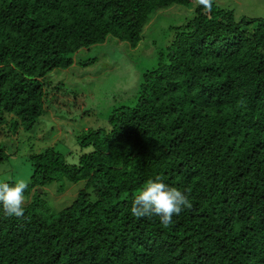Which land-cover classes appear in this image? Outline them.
<instances>
[{"label": "trees", "instance_id": "16d2710c", "mask_svg": "<svg viewBox=\"0 0 264 264\" xmlns=\"http://www.w3.org/2000/svg\"><path fill=\"white\" fill-rule=\"evenodd\" d=\"M178 6L191 14L169 28L135 103L79 136L92 150L76 163L53 148L30 156L24 214L0 211V264H264V17L214 0H0V127L32 130L44 77L110 36L136 48ZM155 178L191 203L167 227L131 215ZM63 180L85 185L60 208L45 187Z\"/></svg>", "mask_w": 264, "mask_h": 264}, {"label": "rangeland", "instance_id": "374dc122", "mask_svg": "<svg viewBox=\"0 0 264 264\" xmlns=\"http://www.w3.org/2000/svg\"><path fill=\"white\" fill-rule=\"evenodd\" d=\"M214 1L232 9L237 19L264 17V0ZM177 8L157 14L136 48L110 36L104 43L80 49L74 55L72 66L55 69L44 77L46 112L34 128L13 131L7 125L0 127V143L8 154L0 163V182L24 180L28 183L34 171L30 156L48 148L61 153L70 163H76L81 154L90 152L91 146L81 147L79 136L88 130L107 129L108 117L116 108L135 103L134 95L143 71L157 66L159 52L170 41L169 28L182 23L192 11L186 6ZM63 182L65 191L57 193L55 186ZM84 185L83 181L63 180L45 187V198L63 208Z\"/></svg>", "mask_w": 264, "mask_h": 264}, {"label": "clouds", "instance_id": "9594fccd", "mask_svg": "<svg viewBox=\"0 0 264 264\" xmlns=\"http://www.w3.org/2000/svg\"><path fill=\"white\" fill-rule=\"evenodd\" d=\"M206 8L211 9L213 0H200ZM28 187L24 180L9 183L0 182V211L8 217H21L24 212L25 190ZM189 196L165 183L160 178L149 180L134 196L131 215L136 218L158 217L167 227L173 223V217L184 209L190 208Z\"/></svg>", "mask_w": 264, "mask_h": 264}]
</instances>
